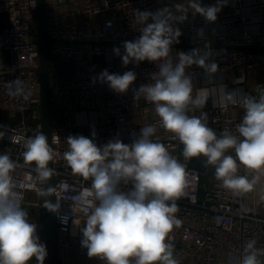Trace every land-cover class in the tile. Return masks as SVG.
<instances>
[{"label": "built area", "instance_id": "2783aa9c", "mask_svg": "<svg viewBox=\"0 0 264 264\" xmlns=\"http://www.w3.org/2000/svg\"><path fill=\"white\" fill-rule=\"evenodd\" d=\"M229 7L222 8L215 22H208L199 14L188 12V18L176 23L181 35L170 48L173 64L178 52L199 49L211 52L210 62L218 64L214 76L238 74L246 82L251 70L264 69V0H229ZM81 4L79 16L88 17L87 25L74 26L61 22L59 11L69 4ZM48 35L57 43L49 47L51 59L59 57L74 64L80 72L70 76H58L51 72L49 79L52 100L53 169L56 178V219L60 248L92 261L106 264L99 257H89L82 247V228L86 222L83 207L91 208L92 179L73 173L64 153L69 150L66 138L83 135L102 147L110 140L119 139L131 144L145 126H154L153 142L163 144L169 154L185 166L188 184L185 195L176 200L180 219L179 227L169 233L168 242L173 245L174 258L180 264H239L243 249L249 239L257 240V247L264 249V199L250 192L235 193L223 186L215 176V166L206 165L205 157L185 159L183 145L167 131L155 112V106L143 97L134 99L141 85L152 83V73L158 71L155 62L147 60L124 65L123 44L140 36L141 24L134 19V12L159 10L158 0H46ZM38 0H0V14L7 16V26L0 29V49L9 54L10 63L0 68V125L7 126L0 139V154L8 153L16 162L12 175L15 190L22 194L21 207L46 218L47 180L41 181L35 165L26 163L23 142L11 143V135L25 138L42 132L39 75L40 54L37 26ZM151 23V19L148 21ZM114 48H120L118 56ZM240 48H258L243 50ZM107 70L109 74L122 75L133 71L136 80L127 92L119 94L107 83L96 79ZM192 77L193 97L202 95L196 87L205 70L196 65L186 69ZM21 79L26 82L30 96L27 100L8 94L7 82ZM239 100V98L237 99ZM207 115V126L219 137L221 133L239 135L237 126L244 116L240 103L205 104L203 108L189 106V116ZM95 133V137H93ZM226 154L235 157L233 149ZM202 162L205 174L196 166ZM238 175H258L238 162ZM121 191L128 192L132 184L121 183ZM258 196V197H257ZM34 215L29 223L37 226L40 242L42 233ZM264 262V255L258 257ZM90 262V263H91ZM61 264H69L65 259Z\"/></svg>", "mask_w": 264, "mask_h": 264}, {"label": "clouds", "instance_id": "9594fccd", "mask_svg": "<svg viewBox=\"0 0 264 264\" xmlns=\"http://www.w3.org/2000/svg\"><path fill=\"white\" fill-rule=\"evenodd\" d=\"M226 4L227 0H217L214 5L202 6L200 0H189L187 7L175 5L179 15L168 7L154 13L136 10L134 19L142 25L141 34L134 41L124 42L122 62L127 65L147 60L157 64L158 71L150 78L153 82L141 85L134 99L143 97L155 106L162 126L182 143L185 159L205 157V164L215 166L216 179L225 188L242 193L252 191L259 176L250 180L238 175V162L246 169L264 174V86L257 85L258 95L220 89L222 106L240 103L244 116L237 126L238 136L225 132L218 137L207 126L205 113L199 117L187 114L190 105L203 108L208 97H193L192 77L186 74V69L196 65L212 79L219 66L210 62L211 52L207 49L178 52L175 64L168 59L171 45L181 35L174 25L187 20L188 9L193 15L215 22ZM114 52L121 54L120 48H114ZM96 79L123 94L136 80V74L133 71L109 74L104 70ZM5 84L10 96L29 98L25 81L18 78ZM155 131L154 126H145L131 144L113 139L102 147L83 135L66 138L69 150L64 159L73 173L92 179V195L98 202L91 208H82L87 218L81 245L90 258L99 257L106 264H180L168 240L173 228L181 224L174 214L179 210L176 200L185 195L187 173L163 144L153 142ZM6 134L0 131V139ZM92 135L95 137V133ZM9 139L11 143L23 142V158L35 165L41 181L53 175L54 169L49 167L53 149L45 134L40 132L28 138L11 135ZM229 149L234 150L235 157L226 155ZM15 168L16 162L7 152L0 154V264H30L33 258L37 264H44L46 246L39 240L37 226L29 223L21 208L23 197L15 190L12 175ZM121 183H131L132 189L121 191ZM52 191L48 189L49 193ZM45 206L50 211L59 207L48 201ZM257 243L256 239L247 241L239 264H264L258 258L264 255V249L257 247Z\"/></svg>", "mask_w": 264, "mask_h": 264}, {"label": "crops", "instance_id": "0c3cea01", "mask_svg": "<svg viewBox=\"0 0 264 264\" xmlns=\"http://www.w3.org/2000/svg\"><path fill=\"white\" fill-rule=\"evenodd\" d=\"M189 0H158L159 9H163L168 7L172 10L175 15H179L176 11L175 5L182 3L185 7H187ZM229 0H227L226 7H229ZM202 6L214 5L217 3V0H214L211 3V0H200ZM77 4V3H76ZM76 4H69L67 6L59 9L62 12V17L60 18L61 22H66L70 24H76L80 26L87 25L88 17L86 15L79 16L77 14L78 9L75 7ZM81 7V4H80ZM188 12H192L191 9H188ZM7 26V16L0 14V29H4ZM51 72L58 76H70L75 75L80 72L78 68L65 60L54 57L51 59ZM56 60H60L63 65H59ZM10 58L9 54L0 49V68H5L9 65ZM257 85L264 86V69H255L251 70L248 74V78L246 82H242L238 76V74H221L217 76H213L212 79H208L207 77L202 78V80L197 84V88L201 91L202 95H206L208 100L206 104H217L222 102L220 89L224 88L226 91L239 90L241 93L250 94V95H258ZM239 98V93H237V99ZM228 155V154H226ZM255 175L252 174L248 176L251 180ZM257 176V174H256ZM259 179L252 191H249L251 194L255 195L259 194L261 200L264 199V174H259ZM258 197V196H257ZM27 213V218L31 219L34 214H32L31 210L26 209L25 207H21ZM34 218L39 224L40 231L42 233V241L46 246L47 257L45 258L44 264H49L48 258V246H47V225L46 218L35 214ZM60 259L66 260L69 264H103L99 261H90L88 258L80 256L78 254L63 250L60 248ZM91 262V263H90ZM30 264H37L35 258L30 262Z\"/></svg>", "mask_w": 264, "mask_h": 264}, {"label": "water", "instance_id": "95a60500", "mask_svg": "<svg viewBox=\"0 0 264 264\" xmlns=\"http://www.w3.org/2000/svg\"><path fill=\"white\" fill-rule=\"evenodd\" d=\"M48 14L46 0H38L37 26H38V46L40 54L39 75L41 79L40 96H41V112L43 117L44 133L48 138V143L52 145V100L49 88V79L51 75L50 53L49 47L51 44L57 43L48 35ZM243 50H257L258 48H240ZM264 49V48H261ZM196 166L205 174V168L202 162H197ZM49 167L53 168V160L49 162ZM52 188L54 191L48 192ZM46 201L57 204L56 194V178L54 174L48 178L46 186ZM46 225H47V246L49 264H61L60 245L58 237V224L56 219V211H50L46 208Z\"/></svg>", "mask_w": 264, "mask_h": 264}, {"label": "rangeland", "instance_id": "374dc122", "mask_svg": "<svg viewBox=\"0 0 264 264\" xmlns=\"http://www.w3.org/2000/svg\"><path fill=\"white\" fill-rule=\"evenodd\" d=\"M214 0H211V3L213 2ZM181 5H183L182 3H180ZM177 5V4H176ZM78 10L81 8L80 7V4H76V6H75ZM226 7V6H225ZM74 26H77V27H80V25H76V24H73ZM58 63H59V65H63L62 64V62L60 61V60H56Z\"/></svg>", "mask_w": 264, "mask_h": 264}, {"label": "trees", "instance_id": "16d2710c", "mask_svg": "<svg viewBox=\"0 0 264 264\" xmlns=\"http://www.w3.org/2000/svg\"><path fill=\"white\" fill-rule=\"evenodd\" d=\"M52 61V60H51ZM59 64V63H58Z\"/></svg>", "mask_w": 264, "mask_h": 264}]
</instances>
